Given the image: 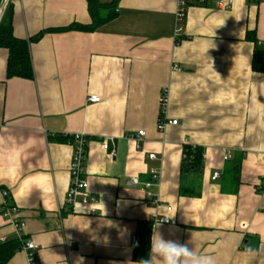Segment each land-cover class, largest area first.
I'll return each mask as SVG.
<instances>
[{
  "label": "crops",
  "instance_id": "crops-1",
  "mask_svg": "<svg viewBox=\"0 0 264 264\" xmlns=\"http://www.w3.org/2000/svg\"><path fill=\"white\" fill-rule=\"evenodd\" d=\"M98 1L114 2L104 25L29 43L32 78L8 77L0 46V189L23 223L16 232L0 215V248L20 244L4 264H28L27 240L40 264H139L143 221L150 243L159 231L217 264H264V72L250 61L264 50V0H187L179 36L177 0ZM5 9L20 39L91 21L86 0H8ZM162 94L177 122L158 130ZM80 133L87 203L72 207L67 137ZM186 146L201 149L199 171L181 170ZM151 169L158 206L142 190Z\"/></svg>",
  "mask_w": 264,
  "mask_h": 264
},
{
  "label": "trees",
  "instance_id": "trees-1",
  "mask_svg": "<svg viewBox=\"0 0 264 264\" xmlns=\"http://www.w3.org/2000/svg\"><path fill=\"white\" fill-rule=\"evenodd\" d=\"M87 9L90 16L89 24L71 23L64 27L49 28L38 32L28 39L16 38L12 34L11 18L5 9L0 18V46L8 51L6 74L8 77L32 78V66L29 55V43L41 38L47 32H63L69 30L92 31L100 25L110 21L116 16L114 2L110 4H101L98 0H86ZM251 37V36H250ZM252 38V37H251ZM251 70L254 72H264V50L255 49L251 57ZM70 137H67V140ZM201 149L186 146L182 152L181 170L199 171L201 167ZM239 162L236 164L238 168ZM150 229L151 223L147 221L140 222L136 231V241L133 249V259L140 261L147 257L150 247ZM20 244L16 241L0 248V264H4L14 250Z\"/></svg>",
  "mask_w": 264,
  "mask_h": 264
},
{
  "label": "built area",
  "instance_id": "built-area-1",
  "mask_svg": "<svg viewBox=\"0 0 264 264\" xmlns=\"http://www.w3.org/2000/svg\"><path fill=\"white\" fill-rule=\"evenodd\" d=\"M8 0H3L1 7H0V18L4 12V9L6 7ZM205 0H195V2L199 4H203ZM255 2L260 1V0H253ZM233 2V0H218V3L220 5H223L226 3L227 5H230ZM186 7H187V0H177V8L175 11V22H176V28H175V35L179 36L181 31L183 30L182 28V22L185 18L186 13ZM88 101L90 102H97L99 101V97L92 95L88 97ZM167 103V97L166 94H162L160 98V113H159V118L157 122V129L162 130L166 125L168 124H176V120L174 119H168L164 115L165 107ZM137 137H143L145 135L144 130H139L137 131ZM69 143L72 146V153H71V158L69 162V185L67 187L66 191V203L69 204L70 206H74L76 204V200L81 197V202L86 204L87 203V198H86V190L88 186L87 179L85 177L84 173V161H85V147H86V140L84 138L83 134H74L70 136ZM108 145L107 143H102V148L107 149ZM229 157V154L224 151L223 154V161H226ZM148 158L151 160L156 159V155L154 153H149ZM151 175V181H146L142 183V190L145 192V196L151 200V204L154 206H158L160 204V201L158 197L153 194L150 191V187L157 185L159 182V171L157 169H151L149 171ZM220 176L219 171H214L212 173V178L211 179H217ZM131 181L135 184L139 183V180L137 177H132ZM7 197H8V192L5 189H0V215H2L9 224L12 225L14 230L16 232H19L22 230L23 223L22 221L19 220L18 218V211L17 207L14 205H8L7 203ZM166 210L170 211L171 206H166ZM167 217L163 218H157L154 217V221L162 222V223H168L170 220L166 219ZM22 249L26 252L27 255V261L28 264H40L36 259H35V251L37 250L36 244L32 240H27L23 242L22 244Z\"/></svg>",
  "mask_w": 264,
  "mask_h": 264
},
{
  "label": "clouds",
  "instance_id": "clouds-1",
  "mask_svg": "<svg viewBox=\"0 0 264 264\" xmlns=\"http://www.w3.org/2000/svg\"><path fill=\"white\" fill-rule=\"evenodd\" d=\"M168 219V218H166ZM247 255H255V250L248 248ZM139 264H217L214 256L195 252L188 243L176 239H165L159 231H155L146 258Z\"/></svg>",
  "mask_w": 264,
  "mask_h": 264
},
{
  "label": "rangeland",
  "instance_id": "rangeland-1",
  "mask_svg": "<svg viewBox=\"0 0 264 264\" xmlns=\"http://www.w3.org/2000/svg\"><path fill=\"white\" fill-rule=\"evenodd\" d=\"M2 2H3V0H0V7H1Z\"/></svg>",
  "mask_w": 264,
  "mask_h": 264
}]
</instances>
